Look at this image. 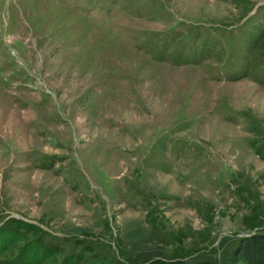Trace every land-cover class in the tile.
<instances>
[{"label": "rangeland", "instance_id": "374dc122", "mask_svg": "<svg viewBox=\"0 0 264 264\" xmlns=\"http://www.w3.org/2000/svg\"><path fill=\"white\" fill-rule=\"evenodd\" d=\"M256 233L264 0H0V264H246Z\"/></svg>", "mask_w": 264, "mask_h": 264}, {"label": "trees", "instance_id": "16d2710c", "mask_svg": "<svg viewBox=\"0 0 264 264\" xmlns=\"http://www.w3.org/2000/svg\"><path fill=\"white\" fill-rule=\"evenodd\" d=\"M149 242L144 238L133 242L135 249H141L142 245ZM237 251L241 253L246 264H264V233H256L243 237ZM147 264H188L184 259H161L157 258Z\"/></svg>", "mask_w": 264, "mask_h": 264}]
</instances>
